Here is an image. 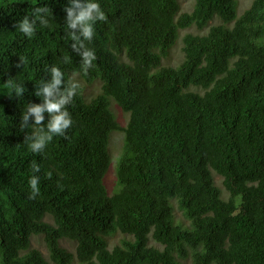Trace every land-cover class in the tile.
<instances>
[{
	"label": "trees",
	"instance_id": "1",
	"mask_svg": "<svg viewBox=\"0 0 264 264\" xmlns=\"http://www.w3.org/2000/svg\"><path fill=\"white\" fill-rule=\"evenodd\" d=\"M96 2L107 19L85 41L96 56L85 70L67 29L71 0H0V264H264V0L240 15L239 0H194L191 10L180 0ZM37 7L48 24L37 20L29 38L15 25ZM189 28L180 61L164 64ZM52 66L66 83L70 73L100 78L102 92L89 102L77 93L67 138L37 154L25 140L34 116L21 130L22 114L44 102L35 92ZM112 98L129 113L125 128ZM113 130L124 139L110 194Z\"/></svg>",
	"mask_w": 264,
	"mask_h": 264
},
{
	"label": "clouds",
	"instance_id": "2",
	"mask_svg": "<svg viewBox=\"0 0 264 264\" xmlns=\"http://www.w3.org/2000/svg\"><path fill=\"white\" fill-rule=\"evenodd\" d=\"M71 7H66L68 13L67 29L73 31L68 33L74 43L71 48L82 57V67L87 70L92 67V62L96 59L93 50L85 45V41H91L94 36V24L96 21H105L107 19L100 4L96 0H71ZM48 12L47 7H37L34 9L33 18L25 16L15 27L25 36L31 38L36 30V23L39 20L41 26H47L48 20L39 15L40 12ZM83 49V50H82ZM82 50V51H81ZM67 60V58H65ZM20 67V64H17ZM51 79L47 82L41 81L42 87H38L35 95L43 97L42 104H29L27 111L22 116L21 130L30 125L27 123L29 115L34 116L32 124V133L27 135L25 140L28 141V147L33 153H42L46 145L54 136H66V130L72 126L70 113L67 111L74 96L77 94L79 83L75 79H69L67 83L64 80L63 72L57 67L52 66ZM16 95L21 96L24 88L14 86ZM49 114L50 119L47 121L46 129L44 127V113ZM31 170L33 173L40 171L39 165L32 161ZM51 178V173L48 174ZM31 192L29 198L35 199L39 194V177L32 175L28 181Z\"/></svg>",
	"mask_w": 264,
	"mask_h": 264
},
{
	"label": "rangeland",
	"instance_id": "3",
	"mask_svg": "<svg viewBox=\"0 0 264 264\" xmlns=\"http://www.w3.org/2000/svg\"><path fill=\"white\" fill-rule=\"evenodd\" d=\"M252 0H239L238 3V15H240L247 7L250 6ZM194 0H180L182 10H191L193 7ZM218 23V22H216ZM187 31H196L195 28L185 29L180 32V36L177 42L171 47L170 55L163 60L164 64H176L182 58V36L184 32ZM183 33V34H182ZM70 79H75L79 83V88L77 93L81 95V98L84 102H89L93 97L97 96L102 92V81L100 78H95L91 81L85 79L83 76H79L77 73H70ZM191 89L199 90L197 87L192 86ZM110 109L118 121L121 128H125L128 123L129 113L123 112L118 103L112 98L110 100ZM124 131L122 130H113L110 132L109 138V150L112 156V163L110 164L107 172L103 177L104 184L106 186L107 191L112 194L117 191L118 183L116 180V163L117 157L122 149L123 139H124ZM177 218H182V213L177 211ZM47 221L52 222V219L48 216L45 218ZM119 238V234L113 236L110 241L117 242ZM61 244L65 246L67 249L74 251L76 243L69 239H62ZM33 246L39 248L46 256H48V249L46 244L44 243L41 236H37L33 239ZM186 264H191L189 260L186 261Z\"/></svg>",
	"mask_w": 264,
	"mask_h": 264
}]
</instances>
